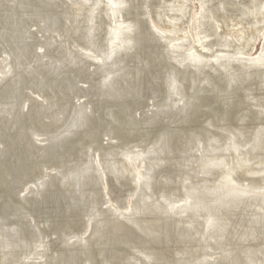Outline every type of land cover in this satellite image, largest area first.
I'll return each mask as SVG.
<instances>
[{"label":"bare ground","instance_id":"bare-ground-1","mask_svg":"<svg viewBox=\"0 0 264 264\" xmlns=\"http://www.w3.org/2000/svg\"><path fill=\"white\" fill-rule=\"evenodd\" d=\"M194 1L0 0V264H264V0Z\"/></svg>","mask_w":264,"mask_h":264},{"label":"rangeland","instance_id":"rangeland-1","mask_svg":"<svg viewBox=\"0 0 264 264\" xmlns=\"http://www.w3.org/2000/svg\"><path fill=\"white\" fill-rule=\"evenodd\" d=\"M194 5H195V6H198V5H199L198 2H197V0L194 1ZM258 44H259V45H258ZM258 44H257V46H256L257 48H258V46L260 47V42H259ZM257 48H256V50H257ZM256 50H255V51H256Z\"/></svg>","mask_w":264,"mask_h":264}]
</instances>
